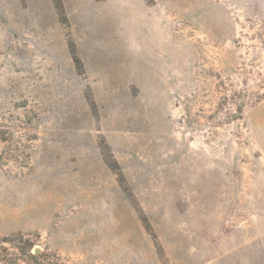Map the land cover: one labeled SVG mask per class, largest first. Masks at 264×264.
<instances>
[{"label": "rangeland", "instance_id": "obj_1", "mask_svg": "<svg viewBox=\"0 0 264 264\" xmlns=\"http://www.w3.org/2000/svg\"><path fill=\"white\" fill-rule=\"evenodd\" d=\"M98 1L64 24L0 0V236L51 264H264V98L223 103L264 94V0Z\"/></svg>", "mask_w": 264, "mask_h": 264}, {"label": "trees", "instance_id": "obj_2", "mask_svg": "<svg viewBox=\"0 0 264 264\" xmlns=\"http://www.w3.org/2000/svg\"><path fill=\"white\" fill-rule=\"evenodd\" d=\"M54 7L57 11V14L59 15V18L61 19V21L64 24H67V17L65 14V8H64V4H63V0H52ZM256 29H255V34L254 37L255 39H257L263 49H264V17L260 20L259 23H257L256 25ZM70 49H71V53H72V57L73 60L75 62V64L77 65V67H79V69L83 70V65H82V61L80 60V58L77 56L76 54V48L74 46V44L70 43ZM259 88L264 90V76L261 79V82L259 83ZM245 95H243L242 91H237L234 90L232 92H225V94H223V103L225 104H229V105H233L234 109L236 112H238V114L236 115L235 113H232L231 115H229L228 119L230 118V120H238L241 119V115L243 113V109L245 107H248L251 104L260 102L263 98H264V94H258L256 95V97L252 98V99H244ZM5 155L9 156H3L0 157L1 162H5L4 159H9L11 154L10 151L7 152ZM107 156V157H106ZM13 157V155L11 156ZM105 161L106 164L109 166V168H111L114 172H116L117 174H119V181L121 182V185L125 182V177L122 173V170L120 169L118 163L113 159V156L111 154L105 155ZM141 220L143 222L144 228L145 230L151 234V236L153 237V239H155V241L157 240V236L155 235L153 228L150 224V222L147 220V218L144 216L141 217ZM25 235L23 234H14L11 236H0V261L2 262H7L10 264H16L15 260H18V254H15L16 258L15 259H8L7 254L12 255L11 253H9L10 249L11 250H16L21 251V254L25 255L26 258L30 261L31 264H51L50 260H49V256L50 254L44 253V252H40V253H34L33 249L35 247V243L29 240H25ZM157 244V243H156ZM161 249V247H159ZM60 258V257H58ZM61 259H58V262L56 264H58ZM59 264H64L63 262L59 263Z\"/></svg>", "mask_w": 264, "mask_h": 264}, {"label": "crops", "instance_id": "obj_3", "mask_svg": "<svg viewBox=\"0 0 264 264\" xmlns=\"http://www.w3.org/2000/svg\"><path fill=\"white\" fill-rule=\"evenodd\" d=\"M47 2L51 3L52 0ZM63 4L65 9H103L102 2L98 0H63Z\"/></svg>", "mask_w": 264, "mask_h": 264}]
</instances>
